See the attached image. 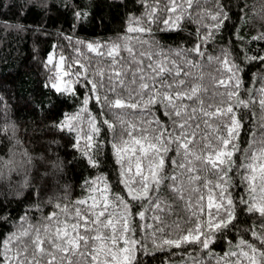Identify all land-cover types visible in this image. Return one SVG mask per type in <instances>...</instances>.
Instances as JSON below:
<instances>
[{
	"label": "snow or ice",
	"instance_id": "6c2138e0",
	"mask_svg": "<svg viewBox=\"0 0 264 264\" xmlns=\"http://www.w3.org/2000/svg\"><path fill=\"white\" fill-rule=\"evenodd\" d=\"M131 3L139 8L129 10L122 34L105 41L68 35L75 59L58 55L55 44L45 57L51 74L43 86L58 95L50 104L38 101L39 108L52 112L87 91L74 113H58L63 119L50 126V134H74L82 162L102 174L84 181V198L54 206L49 199L54 210L36 221L30 212L42 211L37 198L59 187L62 161L47 158L45 175L30 178L27 168L19 172L11 159L0 158V179L23 195L18 204L31 197L35 205L12 217L11 201L0 198V224H17L7 236L0 233V264H143L150 248L193 244L210 264H264V75L250 77L245 87L241 67L256 61L264 71V55L240 47L245 38L232 21L244 18L248 27L252 6L247 0H239L238 11L230 0ZM260 3L253 42L264 41ZM13 6L22 17L49 11L45 0ZM64 7L82 28L91 16L86 4ZM154 25L176 33L175 47L156 39ZM107 161L113 162V182L111 173L103 175ZM37 179L43 181L39 187ZM236 189L244 194L234 198ZM244 215L255 222L241 221ZM239 223L248 226L237 237L232 230ZM218 239L228 245L222 254L213 251ZM189 255L191 264H203Z\"/></svg>",
	"mask_w": 264,
	"mask_h": 264
},
{
	"label": "trees",
	"instance_id": "16d2710c",
	"mask_svg": "<svg viewBox=\"0 0 264 264\" xmlns=\"http://www.w3.org/2000/svg\"><path fill=\"white\" fill-rule=\"evenodd\" d=\"M74 2L89 6L88 11L91 16L84 22L83 28L73 17L72 9L64 7L65 3ZM19 3L20 0H0V96L5 100V106L0 108V129H7V132L0 131V158L5 161L11 159L14 162L13 167L19 172L27 168L30 178L37 174L40 177L45 175L47 158L56 155L62 161L59 187L51 188L44 193L43 197L37 198L42 211L30 212V215H34L36 221H39L47 212L54 210V207H49L46 203L49 199L54 206L57 202H71L84 198L87 195L84 181L102 174L99 169H92L82 162L81 152L73 146L74 134L56 133L55 136L50 134V126L55 121L63 119L58 113H74L87 91L82 89L78 98L68 97L67 103L57 105V109L52 112L39 108L38 101L44 100L50 104L56 101L58 95H53L43 86L46 83L45 78L51 74L48 68L43 67L45 57L55 44L60 45L57 49L58 55L63 54L75 59L73 45L64 39L68 35H71L73 40H112L116 35L122 34L120 30L124 27L129 10L138 9L139 4L133 5L131 0H63V2L62 0H45L49 6L46 15L42 16L33 10L22 17L18 14V7L13 6ZM125 3L128 7L124 6ZM230 3L233 11H238L239 0H230ZM247 3L252 6V12L247 18L248 27H245L244 18L238 21L236 17L232 18V21L237 24L235 31L245 38V44L240 47L245 51L251 47L252 52L248 55L257 52L264 55L261 51L264 48V41L250 40V36L256 35L260 28L261 3L260 0H247ZM53 4L58 6L59 12L57 7H52ZM135 14L139 15V12ZM92 16L95 19H92ZM18 25H23V29ZM42 26L44 31H41ZM159 27L161 26H153L156 39L161 44L175 47L173 42L177 40L176 33L159 31ZM28 29H35V31ZM182 35L187 36L188 33L185 32ZM224 35L230 36L231 33L225 32ZM228 47L232 45L229 44ZM241 67L246 73L243 76L245 87L250 86L248 84L250 77L259 78L264 75V71L256 61H245ZM88 107L93 115H97V108L92 103ZM107 151L108 149L105 148L104 152ZM25 152L31 157V165L27 164ZM102 158H105L104 153ZM109 173H111L110 182H113L115 170L112 161H107L103 175ZM42 182L37 179L35 184L39 187ZM24 191L27 192V189ZM236 192L240 195L244 194L240 189H236L233 193L234 198ZM5 196L11 201L7 212L12 217H18L35 208L31 197L25 200L22 206L18 204V201L23 199V195L17 193L15 184L0 179V198ZM240 220L254 223L256 217H252L249 221L248 216L244 215L240 217ZM247 226V223H239L232 231L239 237L241 230ZM16 227L15 220L7 225L0 224V233L7 236ZM146 243L151 242L146 241ZM227 247L228 245L218 239L213 251L216 254H222ZM149 252L150 255L145 254L141 257L143 264H191L190 253L203 261V264H210L209 257L195 244L183 245L180 249L166 246L161 250L150 248ZM211 264H215L214 259L211 260Z\"/></svg>",
	"mask_w": 264,
	"mask_h": 264
}]
</instances>
